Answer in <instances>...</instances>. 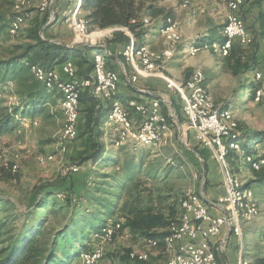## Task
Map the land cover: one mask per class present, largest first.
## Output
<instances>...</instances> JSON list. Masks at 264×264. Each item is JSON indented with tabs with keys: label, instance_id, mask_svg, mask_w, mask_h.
I'll list each match as a JSON object with an SVG mask.
<instances>
[{
	"label": "rangeland",
	"instance_id": "374dc122",
	"mask_svg": "<svg viewBox=\"0 0 264 264\" xmlns=\"http://www.w3.org/2000/svg\"><path fill=\"white\" fill-rule=\"evenodd\" d=\"M73 1L76 5L75 9H78L80 0ZM39 3L35 2L34 5ZM246 3L244 10L246 12V15L244 14L246 27L249 31H252V34H255V37H259L261 33L259 14L260 12L264 13V5L262 8L258 7L252 3V0H246ZM161 6L172 14L175 21L178 20L180 22L176 21L179 23L183 42L181 41L176 47L173 58L186 60L184 65L188 61H195L200 63L198 65H204L201 66V69L199 67L192 68L193 71L188 73V78L185 81L189 80L192 73L198 69L203 72L204 78H206L205 84L208 78L216 75L219 83L216 87L220 99L219 103L215 102L212 94L211 96L216 108L230 109L234 113L237 131L233 135L239 138L243 134L251 133L253 135L257 132H264V101L256 103L252 96L253 91L257 88V83L253 78L254 71L257 68L264 69V41L262 42V38L260 39V48L257 52H254L252 48L241 46V49L238 48L234 51L230 60L217 53L206 51L201 52L202 54H197L195 57H190L188 52L194 43L213 40L221 41L224 38L223 29L226 22V14L228 13L227 6L217 0H195L187 7H183L180 0H165L161 2ZM29 13L28 21L19 28L17 34L10 35L7 31L9 25H7V21L12 16L13 19L15 17L12 1L5 5L0 4V15L4 17L6 22L2 24V26L6 24L5 27L0 30V60L8 59L20 47L28 43L27 33L37 25H39L38 27L41 28V31L45 29L42 35L40 31V36L43 39H62L67 42L71 41V43L76 42L77 45L83 42L102 44L115 31L124 32L122 28H114L106 31H92L91 33L88 31V35L84 36L77 35L71 30L67 22L63 24L64 21H62L56 24V19L50 22L51 14L49 15L48 12L42 14L34 10L29 11ZM69 13L71 12H65L64 16ZM247 14L250 15L247 16ZM161 26V19H157L154 22V29L157 31L155 32V41L160 48L163 43V50H165L166 47L171 46V43L170 41L164 43L162 38L161 43V39L158 36ZM205 26L213 27L217 36L214 38L205 36L206 30H203ZM197 37L199 39L189 46V43ZM144 40L146 39L144 38ZM163 50L152 51L160 53ZM178 53L182 54L176 56ZM254 53H257L255 67L252 66L248 70L247 68L245 70L242 69L235 74L232 70L235 59L242 55L244 59L242 62L244 63L247 60H251V56ZM108 60L113 61L111 56ZM72 61H74L76 72L79 75L78 60ZM56 70H59V68ZM60 78L66 79L62 74H60ZM168 78L177 81L170 76ZM139 79L134 73L130 80L138 81ZM164 83L167 89L164 92L168 95L164 96L165 100L174 102L175 110L181 120V129L178 128L177 124H173V120L170 118L172 137L169 139L170 144L161 151L140 149L135 152L129 147H117L115 141L118 137V132L116 129L106 128L107 126L100 129L92 127L93 132H91L86 125L87 117L85 111H83L84 105L80 103L77 139L75 138L68 142L66 154L58 156L56 161L41 163L38 160L41 156L51 155L58 151L57 142L60 139V131L64 123L63 112L59 107L62 98L59 99L55 106L49 107L50 112L53 114V119L45 120L44 117L42 119L39 117L31 118V115L21 121L20 126L12 136L0 135V198L10 203L8 210H4V207L0 205V221L16 220L14 222L11 221V225L21 226L26 220L32 223L47 214L48 224L46 227L51 225L56 232L62 229L65 224L64 215L58 214L53 217L49 216V209H33L34 205L38 204L39 199L40 203L44 197H47L48 193L44 191L45 189L48 187L55 189L56 193L59 194L58 196L47 198L45 202L48 206L53 201H57L59 205L65 204V197L67 196L73 199L82 197L80 204H78L79 206H77L79 208H76L79 211H83L87 206L85 198H88L89 195H104L106 198H113L112 200L115 204L114 214L106 223L108 229H111L109 226H112L115 230L114 236L111 241H105V239H101L103 231L100 230L91 237V242L88 244V249L93 248L83 254L89 256L98 245L96 250L101 252V259L95 264H124L125 261L126 264H130L129 262L132 260L130 255L132 253L135 255L146 253L149 257L139 264H167L169 259L178 253L174 249L176 244L167 246L160 241L157 248L149 247L146 242L148 239L137 230L132 229L128 224V220L135 214L153 212L162 213L166 216L172 213V215L178 216L177 221H179L182 212L181 201L187 199L188 195L196 194L201 196L204 167L201 160L205 161L207 167H211L218 178H221L220 168L222 169V167L220 166L221 162L217 160L216 156L218 153L216 149L214 147L210 150L204 148L196 140L193 131L188 129V121L182 111L181 97L176 92L168 90L165 81ZM15 87L14 83L8 84L0 92V103L4 107L12 108L18 104L19 98L15 95ZM98 104V106H106L103 103ZM169 107L170 105H166L165 109L168 110L169 114L173 113L171 107V111ZM39 115L40 113L36 114V116ZM98 132H100V137ZM114 132L117 134L114 135ZM180 133H182V141L184 143L179 138ZM43 140H45L46 145H42ZM97 144L104 147L103 158L97 162L85 160L93 152ZM188 147L194 149L199 157ZM255 147H258V155L252 158L259 159V157H264V142L256 144ZM14 165L16 166V172H12L10 169V166ZM226 166L227 170L243 183V186H247L251 181H256L258 176L264 174V165L260 170L254 171L242 152L240 154H231ZM3 168L10 171L12 175L9 176L8 172L4 173L1 170ZM258 172L262 173L259 175ZM97 187H103L105 189L104 193H96ZM250 189L253 190L251 198L258 205L260 214L251 220H241V237L245 236V233H252L253 236L249 239L250 243L255 245L250 248L251 251L254 250L252 255H264V185L255 182ZM89 207L90 211L96 212L92 205H89ZM30 209H33V211L29 212ZM71 209L73 210L74 208L71 207ZM13 214L18 216L17 219L11 217ZM176 224L174 223L173 225ZM171 228L172 226L169 229L170 234ZM2 247L4 246H1L0 249ZM81 257L73 264H85ZM128 257L130 260H128ZM247 259L244 261L249 262V258Z\"/></svg>",
	"mask_w": 264,
	"mask_h": 264
},
{
	"label": "trees",
	"instance_id": "16d2710c",
	"mask_svg": "<svg viewBox=\"0 0 264 264\" xmlns=\"http://www.w3.org/2000/svg\"><path fill=\"white\" fill-rule=\"evenodd\" d=\"M10 1H12L14 10V0H0V4L5 5ZM163 1L165 0H81L78 10L80 16L86 21L90 33L92 31L114 28L127 29L133 35L136 44L142 45L146 32L141 23L144 17L151 20L161 19L162 26L160 29L171 26L175 21L172 14L161 6ZM252 3L262 8L264 0H252ZM12 17L7 21V25L15 21L17 15L15 14L14 19ZM259 18L261 33L259 37H255L252 45L245 47L254 49V52H257L260 48V39L262 38V42L264 41V13L260 12ZM4 20V17L0 15V30L6 25L2 26L5 22ZM38 26H34L33 29L28 31V43L20 47L8 59L0 60V92L8 84L14 83L16 86L14 92L19 98L18 104L12 108L4 107L0 103V135L11 133L18 129L22 120L31 115L36 116L37 113H42L50 105V102L54 103L55 101L53 97L57 91L48 90L42 80L36 79L32 73L30 74L29 67L38 65L50 70L62 66L68 60H78L79 75L77 74V77L86 79L93 75V58L96 53L93 54L92 58L88 56L94 51L99 53L103 50V48L91 49L80 45L69 49L63 44L52 43L40 36L41 28ZM8 34L10 33L8 32ZM111 42L124 44L127 48L132 44V40L121 31L114 33ZM111 42H109L108 47ZM238 48L241 49V45L235 44L226 58L230 60L232 54ZM242 57V55L237 57L232 65V70L235 74L242 69L245 70L247 68L248 70L256 65L257 53L251 56V60H247L244 63L242 62L244 60ZM120 58L122 59L121 55ZM254 91L252 96L255 93ZM263 101L264 99L261 102ZM80 103L84 105L83 111L86 113L88 129L90 128L89 130L93 132L92 127L103 128L109 119V107L98 106L99 104L89 90H85L81 94ZM173 105H175L174 102ZM164 113L166 116L169 114L165 108ZM169 121L171 120L169 119ZM98 134L100 137V132ZM236 140L241 143L242 150L247 156L256 157L258 155V147H255V145L264 142V132H257L253 135L251 133L243 134L242 137L232 139V141ZM103 152L104 147L97 144L93 152L85 160L97 162L103 158ZM231 154L234 153L230 151L229 157ZM1 170L4 173L8 172L9 176L12 175L5 168ZM207 170H209V167H207ZM258 173L260 175L262 172ZM255 182L264 185V174L258 176L256 181H251L247 186L244 185L243 190L253 191L250 187ZM207 186L208 180L205 190ZM104 190L103 187H97L96 193H104ZM44 191H47V197H44L40 203L39 199L38 204L34 205L33 209H49V216L53 217L63 214L66 219L64 226L56 232L51 225L46 227L48 224L47 214L32 223L26 220L21 226L11 225V221L14 222L16 220L0 221V247L4 246L0 249V264H73L85 251L93 248L88 249L91 237L102 230L106 226L108 219L114 214L115 204L113 203V198H106L104 195H89L88 198H85L87 206L84 209L82 208L83 211H79L76 208H79L77 206H79L78 204H80L82 197L73 199L67 196L65 197V204L59 205L57 201H53L48 206L45 202L47 198L58 196L59 194L56 193L55 189L49 187ZM75 201L76 204L74 205ZM0 205L4 207V210L10 208V203L2 198H0ZM89 205L95 208V213L90 211ZM71 207L74 209L72 210ZM33 209H30L29 212L33 211ZM11 217L17 219L18 216L13 214ZM177 219L178 216H174L172 213L166 216L162 213L147 212L135 214L128 220V224L146 239H155L163 242L170 234V227L174 223H178ZM243 238L244 242H246V236H243ZM86 241L88 242L85 243ZM244 258H249L251 260L250 264H264V255L244 254ZM128 260H130L129 257ZM131 261L129 262L130 264L143 263ZM124 264H126V261Z\"/></svg>",
	"mask_w": 264,
	"mask_h": 264
},
{
	"label": "bare ground",
	"instance_id": "6f19581e",
	"mask_svg": "<svg viewBox=\"0 0 264 264\" xmlns=\"http://www.w3.org/2000/svg\"><path fill=\"white\" fill-rule=\"evenodd\" d=\"M81 1V0H80ZM183 7H187L195 0H180ZM220 3L225 4V0H217ZM35 2H40L34 5ZM52 0H14V13L17 15L15 21L11 22L7 28V31L11 35H15L19 28L28 21L30 16L29 11L36 10L40 13H49ZM226 5V4H225ZM228 13L226 14V22L223 29V36L221 41H204L203 43H197L192 45L188 55L195 57L201 52H214L222 57L229 56L233 47L229 44L233 38V29L231 15H236L241 8V1H234L226 5ZM77 18L80 20V25L75 24ZM55 19V18H54ZM65 21L70 25L71 30L77 35H88V28L86 21L80 16L78 9H74L69 14H65ZM141 23L144 25L146 30L143 38H148L149 28L151 27L150 18H143ZM123 31L130 37L132 44L129 48H126L122 52V65L123 73H127L124 66L127 65L142 79H151L154 76H161L164 78L167 84L168 90L176 92L183 101L182 111L186 119L193 125V112L199 108L202 112H207V115L198 116V125L204 128V133H216L218 135V144L221 145V152L219 147H215L218 153V161L221 162L226 168L225 182L229 187V193H227L225 209L229 212L227 226L232 228L238 235H242L241 232V220H251L256 218L260 214L258 205L252 200L251 196L253 191L243 190V183L239 181L231 172L227 170V160L230 151L236 154L242 152L244 158L251 164L254 170L258 171L264 165V157L254 159L252 156H247L241 147V143L232 141L237 138L233 133L237 131V124L234 121V113L230 109L216 108L213 103L211 93L207 89L205 84V78L203 72L198 69L189 80L185 82H178L168 78L164 73L166 64L174 56L176 49H167L171 47H177L182 37L177 30V23L174 22L171 26L159 30L160 35L170 41L171 46L166 47L162 52H154L151 47L144 43L138 45L135 42L133 35L127 29ZM89 37V36H88ZM93 37V36H91ZM253 43L244 44V47H248ZM188 51V50H187ZM108 56V54H107ZM160 59H166L159 63ZM94 71L93 75L86 79H79L77 76L76 69L74 71V80L58 77V71L56 69L46 70L38 65L29 67V70L36 79L42 80L48 90L57 91L61 94V108L64 115L63 127L60 131V139L57 142L58 151L51 155L41 156L38 160L43 162L56 161L58 156L66 154L68 150V142L76 138V127L79 126L80 121V97L85 90H89L93 97L98 103H103L110 109L109 119L106 122V128L116 129L118 137L115 141L117 147L129 146L135 152L140 149H148L150 151H161L163 148L170 144L169 139L172 137V124L169 119L173 120V124H176L174 113L166 116L160 107L158 115H151V111L140 110V106L136 103L137 100L131 99L127 103L119 97V84L121 76L118 72L108 69L106 57L101 53H96L93 58ZM73 62L68 60L61 66L60 70H65V67ZM150 66L148 67L147 65ZM257 68L254 71L253 78L257 83V88L254 93V101L260 103L264 99L262 75L259 73ZM128 74V73H127ZM264 74V69H262ZM102 82L104 86H102ZM1 97V94H0ZM164 107L167 101H164ZM160 120V123H159ZM210 120H214V124H210ZM142 131V135L139 132ZM226 133L228 136L226 137ZM228 141H231L228 144ZM12 172H16V166H10ZM191 198L198 200L199 202H205L199 195L193 194L188 195V198L182 202L181 215L176 225H172L171 234L163 240V243L167 246H173L176 242L184 239V234H178L182 231V221L191 220V210L187 208L191 205ZM113 225V224H112ZM107 226V225H106ZM105 226V227H106ZM103 228L102 231L105 233L107 230H113L112 237L114 236V229L109 226L108 229ZM177 236V237H176ZM111 239H105L111 241ZM208 239V246H211ZM149 247L157 248L160 244L159 240L148 239L146 240ZM82 260L85 264H95L101 259V252L99 250L94 251L89 256L84 254L81 255ZM146 253L131 254L130 258L134 261H145L147 260ZM149 258V257H148ZM187 260H195V253H184L180 251L176 255L172 256L167 263H175L178 261L180 264H187ZM210 263H216V256L213 249H210ZM240 264H250L248 261H241Z\"/></svg>",
	"mask_w": 264,
	"mask_h": 264
},
{
	"label": "crops",
	"instance_id": "0c3cea01",
	"mask_svg": "<svg viewBox=\"0 0 264 264\" xmlns=\"http://www.w3.org/2000/svg\"><path fill=\"white\" fill-rule=\"evenodd\" d=\"M80 3H81V1H80ZM56 5H57V7L55 8ZM75 7H76V5H75V2L73 0H56V2L54 4V14H53V16H55L54 18L56 19L55 23L59 24L62 21H64L63 24L66 23L64 13L65 12H72L73 9H75ZM245 8H246V5L241 11V17H242L244 22H246V20L244 18V14L246 15V12H244ZM49 15H50V11H49ZM248 15H250V14H247V16ZM155 21L156 20H151L152 24H151V27L149 28V32H148L149 36H148V38H146V40L143 41V43H147L151 47V49L154 51H161L164 48L163 43H162V39H163L164 43H166L167 41L165 38H163L161 35H159L160 33H158V36L160 37V39L162 38L161 39L162 45H161V48L156 45V41H155L156 33L155 32H157V31L154 29L155 28L154 27ZM176 21H178V20H176ZM179 23H177V30L181 35ZM182 30L184 32L183 28H182ZM203 30H206L205 36H208L210 38H214L217 36L213 27L205 26V29H203ZM249 32L252 34L251 30ZM113 35L114 34H110V36L108 35L109 37L105 41L107 43H105V42L102 43L103 45H106V47L103 48V50L99 53H102L106 57L107 68L118 72L121 76V81L119 84V97H120V99L125 104L127 103L128 100H131V99H135V100L139 101L140 103H152L153 106L160 107L162 109V112L164 113L165 107H164L163 102L166 101L164 96H168L164 92V90H167L165 87L164 78L161 76H154L151 79L145 80V79L140 78L135 73L140 79L136 83H132L130 81V79L133 77L134 71L131 69V67L125 65L124 69L128 74L126 73V75H125L122 73V70H123L122 65H121L122 59L120 58V55L123 52V50L125 49L126 45L118 44V43H112L111 40L113 39ZM125 35L128 36L126 33H125ZM252 35L255 36V34H252ZM197 39H199V37H197L191 43H189V46L191 44H193L194 42H196ZM48 40L52 41V42L57 41V42H60L62 44L68 45V46L72 45L74 43V42L71 43V41L67 42V41L62 40V39H48ZM109 42H111V43L108 47ZM197 43L198 42H196L194 44H197ZM97 52L98 51H94L89 56L92 58L93 54L97 53ZM107 54H108V56H107ZM181 54L182 53H178L176 56L181 55ZM205 54H207V53H205ZM110 56H111L113 61L108 60ZM185 61L186 60L183 61V60L176 58V57L173 58L171 61H169L167 63L166 68H165V73L168 76L174 78L175 80L182 82V81H185L186 77L188 76V73H190V71H193L194 68L199 67L201 69L202 68L201 66H204L202 64L198 65L200 63H197L195 61H188L184 65ZM57 68H59V70H60L61 66L56 67V69ZM161 79H163L164 81ZM217 79L218 78L216 77V75H213L212 78L207 79L208 83L206 82V84H207L209 91L213 95L215 102L219 103L220 99H219L218 91L216 89V87L219 84ZM53 98L55 100L54 103L50 102V105H48L47 108H45V110L42 113H40L39 116H32L31 118H38L39 117L42 119L44 117L45 120L53 119V114L50 112L49 107L55 106L59 102L61 95L60 94L58 95V92H55ZM168 103H172V102H168ZM182 106H183V101H182ZM61 114H62V112H61ZM62 116H64V115L62 114ZM187 121H188V124H187L188 129L193 131V125L190 123V121L188 119H187ZM15 131H17V129L12 131L11 133H7V134H3V135L12 136L13 134H15ZM42 145H46L45 140H43ZM124 147H129V146H124ZM121 148H123V147H121ZM134 154H136V153H134ZM217 156H218V154H217ZM217 160H218V157H217ZM220 166L222 167V169L220 168L221 174H225V176H226L225 168H223L222 164H220ZM207 180H208V186H207V189L204 190V194H205V197L213 204V205H208L209 209H210V213L215 217H219V216H223V215L226 216L225 212L227 209L225 210V208H223L219 204V200L221 198H223V206H226V198H227V195H225L226 193H225V189L223 186L222 176H221V178H218L217 174H215V172H213L211 167L209 166ZM200 195L202 197L201 191H200ZM229 230H230L229 226L225 227L222 230V233L218 238L210 239V241H209L210 245L213 246L212 249L215 253L217 264H240L241 261L245 260L244 254H248V255L253 254L252 252L254 250L251 251L250 248L254 244H251L249 241V239H251L253 234L252 233H249V234L245 233L246 242H244L243 236L242 237L240 235L238 236V234H236V233H235L236 234L235 235L233 233L234 231H232V233L229 234V232H230ZM181 241L182 242H176L174 249L176 251H178V253L180 251H184V253H187V252H185V246H183L184 245V239H182ZM255 243H256V241H255ZM188 253H190V252H188ZM246 260H248V259H246ZM250 261L251 260H249V262Z\"/></svg>",
	"mask_w": 264,
	"mask_h": 264
},
{
	"label": "built area",
	"instance_id": "2783aa9c",
	"mask_svg": "<svg viewBox=\"0 0 264 264\" xmlns=\"http://www.w3.org/2000/svg\"><path fill=\"white\" fill-rule=\"evenodd\" d=\"M234 1H241V8L239 10V13H237L236 15H231L233 38L229 46L234 47V44H236L237 42L243 47L244 44L254 43L255 36H253L249 32L245 22L241 17V11L246 5V0H225V4L228 5V3H232ZM75 24L80 25L79 18H77V22ZM142 27H144L143 24ZM167 49H176V47H171ZM121 57H122V53H121ZM163 60L166 59H160L159 63L162 64ZM150 64L151 63H149V65L147 66L149 67ZM122 69H123V65H122ZM74 71H75L74 62H71L65 67V70L58 71V77H60V74H62L66 78L74 80ZM259 73L260 75H262L263 92H264V74H262V68L259 69ZM130 81L132 83L137 82L136 80H130ZM102 86L105 87L103 82H102ZM136 103L138 104V106H140V110L151 111V115H158V110H161L159 108H154L152 103H140L139 101H136ZM167 104L169 103L167 102ZM169 110L171 111L170 107ZM199 115H207V112H202L199 108H197V111L193 112V119H190L193 120V132L196 140L203 147L209 150L212 149V147H219L221 152V145L218 144L219 132L204 133V128L198 125ZM210 124H214V120H210ZM115 134L117 133L114 132V135ZM139 135H142V131L139 132ZM227 136L228 133H226V137ZM77 137H78V127H76V139ZM221 176L223 179V186L226 193L225 195H227V193H229L230 191H229V187H227V184L225 182V174H221ZM219 204L224 208L223 198L219 200ZM187 208H190L191 210V220L182 221V231L181 233H178V234H184L183 246H185V252L195 253V260H187V264H211L210 249H212L213 246H208V239H216L221 235L222 230L225 227H227L228 218L225 215L219 217L213 216L210 213L208 204H206L205 202H199L198 200H194L193 198H191V205H189ZM112 233L113 230H107L105 233L102 234L101 239L110 240L112 237ZM233 233L235 234V232ZM97 248L98 245L97 247L94 248L95 251ZM167 264H180V263L176 261L175 263H167Z\"/></svg>",
	"mask_w": 264,
	"mask_h": 264
},
{
	"label": "water",
	"instance_id": "95a60500",
	"mask_svg": "<svg viewBox=\"0 0 264 264\" xmlns=\"http://www.w3.org/2000/svg\"><path fill=\"white\" fill-rule=\"evenodd\" d=\"M55 2H56V0H52V4H51V7H50V14H51V20H50V22L51 21H53L54 19H53V14H54V4H55ZM48 26V25H47ZM45 29H43L42 31H41V35L43 34V31H44ZM50 42H52V41H50ZM52 43H56V44H62V43H60V42H57V41H54V42H52ZM63 45H65V44H63ZM77 45V43L76 42H74L72 45H65L67 48H69V49H71V48H73L74 46H76ZM80 45L81 46H83V47H89V48H91V49H98V48H105L106 47V45H103V44H94V43H89V42H83V43H80ZM169 105H170V107H171V109H172V111H173V113H174V116H175V120H176V124H177V126H178V128L179 129H181V121H180V118H179V116H178V114H177V112H176V110H175V107H174V105L172 104V103H169ZM179 138H180V140L182 141V133H180V136H179ZM182 143H184L183 141H182ZM185 145H186V143H185ZM186 146H188V145H186ZM190 150H192L198 157H199V155L195 152V150L194 149H192V148H190V147H188ZM202 161V164H203V182H202V186H201V192H202V197H203V200L205 201V203L206 204H208V205H213L206 197H205V194H204V190H205V185H206V182H207V175H208V171H207V165H206V163H205V161L204 160H201ZM226 210V209H225ZM226 216L229 218V212L226 210ZM230 232H229V234H231L232 233V228L230 227V230H229Z\"/></svg>",
	"mask_w": 264,
	"mask_h": 264
}]
</instances>
